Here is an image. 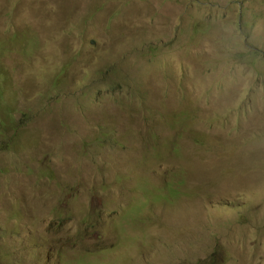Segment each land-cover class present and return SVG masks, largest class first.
I'll use <instances>...</instances> for the list:
<instances>
[{
  "label": "rangeland",
  "instance_id": "1",
  "mask_svg": "<svg viewBox=\"0 0 264 264\" xmlns=\"http://www.w3.org/2000/svg\"><path fill=\"white\" fill-rule=\"evenodd\" d=\"M0 264H264V0H0Z\"/></svg>",
  "mask_w": 264,
  "mask_h": 264
}]
</instances>
